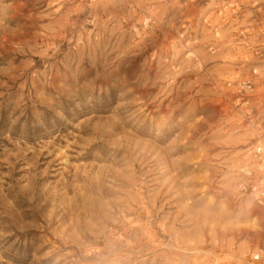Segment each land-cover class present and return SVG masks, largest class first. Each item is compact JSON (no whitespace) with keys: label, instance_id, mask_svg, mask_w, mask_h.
Wrapping results in <instances>:
<instances>
[{"label":"rangeland","instance_id":"1","mask_svg":"<svg viewBox=\"0 0 264 264\" xmlns=\"http://www.w3.org/2000/svg\"><path fill=\"white\" fill-rule=\"evenodd\" d=\"M0 264H264V0H0Z\"/></svg>","mask_w":264,"mask_h":264},{"label":"built area","instance_id":"2","mask_svg":"<svg viewBox=\"0 0 264 264\" xmlns=\"http://www.w3.org/2000/svg\"><path fill=\"white\" fill-rule=\"evenodd\" d=\"M243 88L245 89L246 92L251 91L252 90V83L250 82H245V84H243ZM262 150H260V148L258 149V152H261ZM259 257H256V259Z\"/></svg>","mask_w":264,"mask_h":264},{"label":"bare ground","instance_id":"3","mask_svg":"<svg viewBox=\"0 0 264 264\" xmlns=\"http://www.w3.org/2000/svg\"><path fill=\"white\" fill-rule=\"evenodd\" d=\"M146 20V19H145ZM260 150H262L261 148H260Z\"/></svg>","mask_w":264,"mask_h":264}]
</instances>
